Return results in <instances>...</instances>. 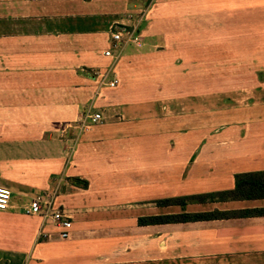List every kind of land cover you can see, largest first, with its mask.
<instances>
[{
	"label": "crops",
	"instance_id": "crops-1",
	"mask_svg": "<svg viewBox=\"0 0 264 264\" xmlns=\"http://www.w3.org/2000/svg\"><path fill=\"white\" fill-rule=\"evenodd\" d=\"M164 9L162 0H0V186L11 190L0 210V264H264V214H249L264 198L156 202L234 187V176L199 172L210 160V130L148 125L159 84L174 81L181 38L173 25L164 49L137 48L146 38L159 46L161 20L152 19ZM144 10L146 38L113 62L104 55L111 27ZM110 67L117 85L97 88L94 72ZM89 107L102 120L84 128L80 113ZM54 125L66 130L56 142L47 133ZM178 135L190 145H173ZM251 135L256 145L237 154V172L264 170V131ZM59 180L54 202L72 223L66 239L23 211ZM180 213L218 216L138 223Z\"/></svg>",
	"mask_w": 264,
	"mask_h": 264
},
{
	"label": "rangeland",
	"instance_id": "rangeland-1",
	"mask_svg": "<svg viewBox=\"0 0 264 264\" xmlns=\"http://www.w3.org/2000/svg\"><path fill=\"white\" fill-rule=\"evenodd\" d=\"M162 2L166 9L152 19L161 20L160 28L154 26V35L161 34L159 46H152L155 41L146 38L142 31L151 20H146L145 15L139 28L146 39L137 49H164L170 43L163 40V35L171 33L173 25L174 34L179 33L182 40H174V50L178 51L177 57L174 55V81H166L168 88L165 89L159 84L151 101L153 104L149 106L150 110L154 109L147 116L148 123H152L148 125H157L162 132L190 128L210 130L206 138L210 160L200 165L199 172L209 169L211 177L218 173L234 176V172L243 168L234 163L237 154L245 148L252 151L256 145L252 130L257 135L264 131V0ZM139 17V12L131 17V24H137ZM85 110L82 108L80 114ZM60 130L54 125L47 133H51L56 142L62 137ZM225 135L230 137L225 138ZM172 140L173 145L175 140L179 141L177 147L190 145L189 141L181 140V135ZM151 141V138L146 141L145 146L152 147ZM169 143L172 145L171 139ZM217 158L226 159V166L220 165ZM59 178L62 176L57 180ZM60 182H56L53 190Z\"/></svg>",
	"mask_w": 264,
	"mask_h": 264
},
{
	"label": "built area",
	"instance_id": "built-area-1",
	"mask_svg": "<svg viewBox=\"0 0 264 264\" xmlns=\"http://www.w3.org/2000/svg\"><path fill=\"white\" fill-rule=\"evenodd\" d=\"M140 17L137 24H114L109 33L110 47L104 51L105 56L112 58L113 62L118 60L124 49L128 45H140L142 35L140 33L139 25L146 15V10L139 12ZM132 17V16H128ZM110 67L104 72L97 73L96 84L98 87H115L117 85V78L110 77ZM102 119L100 112H93L92 108H87L80 118L81 127L86 128L89 123H97ZM56 190L49 194H41L33 197V199L23 208L27 215H37L41 218L42 224L50 223L57 228L58 234L62 239L69 237L72 223L69 216L64 210L55 205L54 199ZM11 199V190L6 186H0V210H5L9 207Z\"/></svg>",
	"mask_w": 264,
	"mask_h": 264
},
{
	"label": "trees",
	"instance_id": "trees-1",
	"mask_svg": "<svg viewBox=\"0 0 264 264\" xmlns=\"http://www.w3.org/2000/svg\"><path fill=\"white\" fill-rule=\"evenodd\" d=\"M118 25V24H117ZM122 26V25H119ZM140 29V28H139ZM76 183H81L79 179H74ZM86 181H84V184ZM219 198L220 200H240V199H257L264 198V170L237 172L234 174V187L227 191L217 193L196 194L184 197H171L157 200L158 205H174L179 204L184 206L190 202L206 200H213ZM249 214H264L263 209L250 210ZM218 215L211 213H180V214H164L159 216L140 217L139 224L152 223H169L179 222L185 220L208 219Z\"/></svg>",
	"mask_w": 264,
	"mask_h": 264
}]
</instances>
